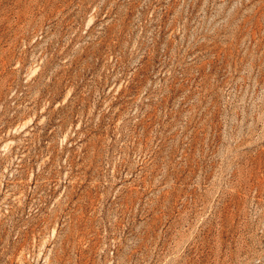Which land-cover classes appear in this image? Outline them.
I'll return each instance as SVG.
<instances>
[{
    "label": "rangeland",
    "instance_id": "obj_1",
    "mask_svg": "<svg viewBox=\"0 0 264 264\" xmlns=\"http://www.w3.org/2000/svg\"><path fill=\"white\" fill-rule=\"evenodd\" d=\"M0 264H264V0H0Z\"/></svg>",
    "mask_w": 264,
    "mask_h": 264
}]
</instances>
